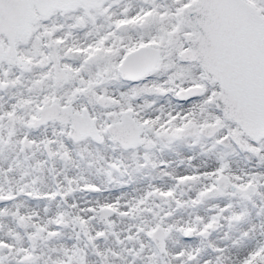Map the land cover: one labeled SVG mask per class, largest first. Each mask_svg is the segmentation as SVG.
Returning a JSON list of instances; mask_svg holds the SVG:
<instances>
[{"label": "snow or ice", "instance_id": "6c2138e0", "mask_svg": "<svg viewBox=\"0 0 264 264\" xmlns=\"http://www.w3.org/2000/svg\"><path fill=\"white\" fill-rule=\"evenodd\" d=\"M0 264H264V0H0Z\"/></svg>", "mask_w": 264, "mask_h": 264}]
</instances>
